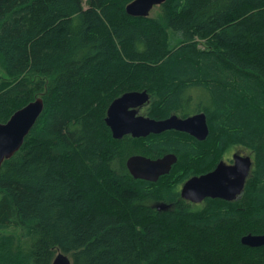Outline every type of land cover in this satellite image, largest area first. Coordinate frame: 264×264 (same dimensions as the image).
Returning a JSON list of instances; mask_svg holds the SVG:
<instances>
[{
    "label": "trees",
    "instance_id": "trees-1",
    "mask_svg": "<svg viewBox=\"0 0 264 264\" xmlns=\"http://www.w3.org/2000/svg\"><path fill=\"white\" fill-rule=\"evenodd\" d=\"M132 1L0 0V124L44 102L0 169V264H264V246L241 244L264 235V0H165L147 18ZM142 91L151 119L203 113L206 140L113 139L109 105ZM235 146L253 162L236 200L178 198L173 180ZM165 154L177 162L156 183L126 169Z\"/></svg>",
    "mask_w": 264,
    "mask_h": 264
},
{
    "label": "water",
    "instance_id": "water-1",
    "mask_svg": "<svg viewBox=\"0 0 264 264\" xmlns=\"http://www.w3.org/2000/svg\"><path fill=\"white\" fill-rule=\"evenodd\" d=\"M164 2L165 0H134L126 6L125 11L134 18H147L155 7ZM149 101L146 91L128 92L112 101L106 111L105 124L113 139L121 140L126 136L144 139L150 135L175 131L188 134L200 142L206 140L209 129L203 113L186 118L171 115L163 120H155L139 114ZM43 110L44 102L42 98H37L12 114L6 123L0 124V169L22 147ZM176 162L177 157L173 154L154 160L134 155L127 158L125 166L133 179L156 183L170 173ZM252 163L250 156L234 154L232 165L220 162L213 171L188 180L182 188L181 196L193 203H200L205 198L232 202L242 194ZM157 209L164 210V206H158ZM241 244L249 248L263 247L264 235L248 234L241 238ZM52 264H70V261L67 256L58 254Z\"/></svg>",
    "mask_w": 264,
    "mask_h": 264
},
{
    "label": "flooded vegetation",
    "instance_id": "flooded-vegetation-1",
    "mask_svg": "<svg viewBox=\"0 0 264 264\" xmlns=\"http://www.w3.org/2000/svg\"><path fill=\"white\" fill-rule=\"evenodd\" d=\"M182 134H185V133H182ZM185 135H187L188 137H190V138L196 140L195 138L191 137V136L188 135V134H185ZM128 137H130V136H128ZM196 141H198V140H196ZM230 154H231L230 157H228L227 159H223V160L220 159L212 169H210V170H208V171H206V172L203 171V172L191 173V174L188 176V179H187V180L185 179L184 181L179 182L178 184H176L177 186H174L175 184H172V185L175 187V189H174L175 193L179 196L178 198H179L180 200L186 202L187 204L192 205V207H197V208H198V207H202V206L205 204V202H206L207 200H219V199L205 198V199L202 200V202H200V203H193V202H190V201L184 199V198L181 196V191H182V188H183L184 184H185L188 180H190L191 178H194V177H199V176L205 175V174H207V173L213 171V170L215 169V167L217 166L218 163L223 162V163L226 164V165H232V164H233V156H234V154H239L240 156L245 157L244 155H241L240 153L232 152V153H230ZM165 155H168V154H165ZM165 155H164V156H165ZM173 155H174V154H173ZM133 156H134V155H133ZM139 156H142V155H139ZM146 158H147V157H146ZM160 158H162V157H160ZM221 158H222V157H221ZM251 159H252V158H251ZM153 160H154V159H153ZM172 169H173V167H172ZM172 169H171L170 173L172 172ZM170 173H169V174H170ZM169 174H168V175H169ZM168 175H166V176H168ZM161 178H162V177H161ZM158 181H159V180H158ZM158 181H157V182H158ZM149 183H150V182H149ZM175 204H176V203L153 202V203H152V207H154L155 209H157L158 206H164V210H158V209H157V211H170V210H172V207L175 206Z\"/></svg>",
    "mask_w": 264,
    "mask_h": 264
},
{
    "label": "rangeland",
    "instance_id": "rangeland-1",
    "mask_svg": "<svg viewBox=\"0 0 264 264\" xmlns=\"http://www.w3.org/2000/svg\"><path fill=\"white\" fill-rule=\"evenodd\" d=\"M155 14H157V9H154V10H152L151 12H150V16L152 17V16H154ZM156 16V15H155ZM172 39H173V42H177V40H176V38L174 37H171ZM139 114L141 115V116H144V117H148V115H147V106H145V107H143L141 110H140V112H139ZM232 152H235V153H240L241 155H244V156H250L251 158H252V153L250 152V151H248V150H246V149H244V148H242V147H240V146H235V147H232V148H230V149H228L227 151H225L224 153H223V155H222V158H221V160H223V159H227L228 157H230V153H232ZM174 182V184H178L179 183V181H178V179H177V181L176 180H173ZM174 186H177V185H174Z\"/></svg>",
    "mask_w": 264,
    "mask_h": 264
},
{
    "label": "bare ground",
    "instance_id": "bare-ground-1",
    "mask_svg": "<svg viewBox=\"0 0 264 264\" xmlns=\"http://www.w3.org/2000/svg\"><path fill=\"white\" fill-rule=\"evenodd\" d=\"M187 179H188V178H187ZM187 179H186V180H187Z\"/></svg>",
    "mask_w": 264,
    "mask_h": 264
}]
</instances>
